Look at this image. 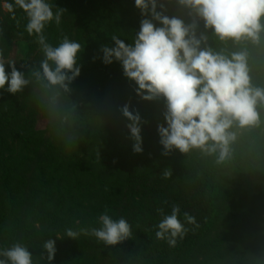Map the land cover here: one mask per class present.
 <instances>
[{"label":"trees","instance_id":"obj_1","mask_svg":"<svg viewBox=\"0 0 264 264\" xmlns=\"http://www.w3.org/2000/svg\"><path fill=\"white\" fill-rule=\"evenodd\" d=\"M8 2L0 53L6 60L13 39L29 41L30 53L15 67L31 82L16 94L0 89V250L20 243L33 264H49L42 245L52 239L57 251L50 264H264V107L257 109L258 126L233 129L237 139L222 163L198 149L164 156L157 131L158 124L166 126L164 102L142 100L122 65L102 60L101 46H114L113 35L131 43L139 31L143 17L135 0H48L54 12L65 10L59 25L45 26L47 42L58 46L66 35L82 46L80 75L68 92L30 77L44 54L26 31L24 11ZM162 2L166 15L190 22L177 0ZM200 33L215 51L246 49L252 83L264 87V32L259 44L221 41L201 21ZM125 104L142 118V153L133 152L130 121L120 112ZM166 168L172 172L167 180L161 175ZM173 204L188 231L170 247L155 232ZM106 210L114 220H128L129 238L107 246L91 236L66 237L68 228L100 227ZM184 211L198 227L184 220Z\"/></svg>","mask_w":264,"mask_h":264},{"label":"clouds","instance_id":"obj_2","mask_svg":"<svg viewBox=\"0 0 264 264\" xmlns=\"http://www.w3.org/2000/svg\"><path fill=\"white\" fill-rule=\"evenodd\" d=\"M188 10L190 22L165 14L162 0H135V7L143 19L131 43L113 35L114 46L102 45L103 63L119 62L123 75L137 86L134 91L144 101H163L162 113L165 124H158L159 143L162 155L173 150L186 154L198 149L205 155H217V163L229 159L231 145L237 139L234 128L246 129L261 123L258 106L264 107V87L253 85L250 76L247 50L234 51L230 55L223 50L215 51L207 45L204 33L197 36L201 21L221 40L239 43L244 39L259 44L264 32V0H177ZM26 14V31L35 35L44 54L39 68L30 70V77L44 81L46 89L70 91L69 84L80 75L78 66L81 44L64 36L58 46L49 44L44 33L52 21L61 23L65 9L53 6L48 0H15ZM11 7V5H9ZM160 10H157V9ZM159 25V26H158ZM95 59V57H94ZM11 72L0 53V89L16 94L23 92L31 82L18 71L14 61H8ZM120 112L133 140V152H143L142 118L139 112L125 104ZM162 178H171L170 169H165ZM167 201H165V204ZM157 212L163 214L164 209ZM181 208L171 205L170 214L163 215L158 223L156 238L166 240L174 247L178 238H183L188 229L179 218ZM184 220L198 227L196 218L183 212ZM100 227L68 228L67 238L78 240L81 235L94 237L107 246H115L129 238L132 225L121 217L114 220L107 214L98 217ZM57 239H63L57 235ZM42 248L47 252V261L56 254L55 241L48 239ZM0 264H33L28 247L16 243L0 250Z\"/></svg>","mask_w":264,"mask_h":264},{"label":"rangeland","instance_id":"obj_3","mask_svg":"<svg viewBox=\"0 0 264 264\" xmlns=\"http://www.w3.org/2000/svg\"><path fill=\"white\" fill-rule=\"evenodd\" d=\"M70 1H72V3L81 2V0H70ZM0 7H1L0 22H3L10 13L8 0H0ZM94 7L95 6L93 4V8ZM30 49H31V43L29 41H25L23 39H13L9 49L10 50L9 57L8 59L5 60V63L7 64L8 61H14L15 66H22L24 60L27 58L28 54L30 53ZM45 127H46V123L43 122L39 124V129H45Z\"/></svg>","mask_w":264,"mask_h":264}]
</instances>
